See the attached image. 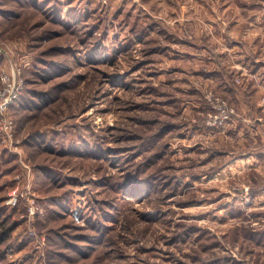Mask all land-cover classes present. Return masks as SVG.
I'll return each mask as SVG.
<instances>
[{
    "label": "rangeland",
    "instance_id": "374dc122",
    "mask_svg": "<svg viewBox=\"0 0 264 264\" xmlns=\"http://www.w3.org/2000/svg\"><path fill=\"white\" fill-rule=\"evenodd\" d=\"M12 66L0 264H264V0H0Z\"/></svg>",
    "mask_w": 264,
    "mask_h": 264
},
{
    "label": "built area",
    "instance_id": "2783aa9c",
    "mask_svg": "<svg viewBox=\"0 0 264 264\" xmlns=\"http://www.w3.org/2000/svg\"><path fill=\"white\" fill-rule=\"evenodd\" d=\"M24 79L20 66H12L10 69H0V140L2 143H12V129L14 122L9 116L8 111L12 104L19 98L23 91ZM25 190L17 191L10 195L7 204L15 206L20 200H26L25 205L30 213L32 208L31 197L27 196ZM31 214V213H30Z\"/></svg>",
    "mask_w": 264,
    "mask_h": 264
},
{
    "label": "trees",
    "instance_id": "16d2710c",
    "mask_svg": "<svg viewBox=\"0 0 264 264\" xmlns=\"http://www.w3.org/2000/svg\"><path fill=\"white\" fill-rule=\"evenodd\" d=\"M19 98H20V96H19ZM19 98L15 101L14 104H12V107H14V105H16V103H17V101L19 100ZM129 178H130V177H129ZM129 180H130V181H133L131 178H130ZM0 225H1V230H2V231H0V238H4V237H6V236L9 234V232L12 230V228H13V223L11 224V223H9L8 221H6V222H2V223H0ZM59 256L62 257V255H59ZM70 260H72V259H70Z\"/></svg>",
    "mask_w": 264,
    "mask_h": 264
}]
</instances>
